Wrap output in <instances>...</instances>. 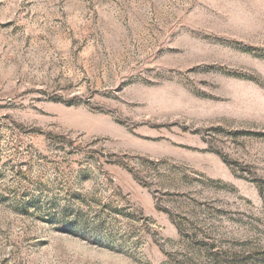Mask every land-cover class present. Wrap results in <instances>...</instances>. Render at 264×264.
Wrapping results in <instances>:
<instances>
[{
	"label": "rangeland",
	"instance_id": "374dc122",
	"mask_svg": "<svg viewBox=\"0 0 264 264\" xmlns=\"http://www.w3.org/2000/svg\"><path fill=\"white\" fill-rule=\"evenodd\" d=\"M0 264H264V0H0Z\"/></svg>",
	"mask_w": 264,
	"mask_h": 264
}]
</instances>
